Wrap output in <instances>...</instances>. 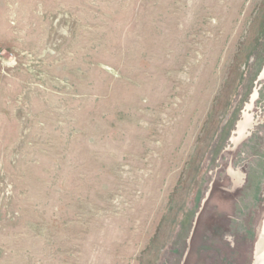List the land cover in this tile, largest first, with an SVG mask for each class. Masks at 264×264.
<instances>
[{"label": "rangeland", "instance_id": "1", "mask_svg": "<svg viewBox=\"0 0 264 264\" xmlns=\"http://www.w3.org/2000/svg\"><path fill=\"white\" fill-rule=\"evenodd\" d=\"M264 38V0H0V264H165Z\"/></svg>", "mask_w": 264, "mask_h": 264}, {"label": "water", "instance_id": "2", "mask_svg": "<svg viewBox=\"0 0 264 264\" xmlns=\"http://www.w3.org/2000/svg\"><path fill=\"white\" fill-rule=\"evenodd\" d=\"M165 264H264V38Z\"/></svg>", "mask_w": 264, "mask_h": 264}]
</instances>
